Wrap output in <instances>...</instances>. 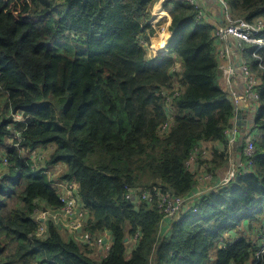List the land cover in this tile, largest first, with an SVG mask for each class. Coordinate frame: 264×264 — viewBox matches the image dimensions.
I'll return each instance as SVG.
<instances>
[{"label": "trees", "instance_id": "1", "mask_svg": "<svg viewBox=\"0 0 264 264\" xmlns=\"http://www.w3.org/2000/svg\"><path fill=\"white\" fill-rule=\"evenodd\" d=\"M13 1L0 0V264H264L254 240L264 221V69L252 46L239 53L261 80L251 165L169 224L157 192L195 188L206 161L194 171L186 162L200 144L222 147L206 172L230 160L235 107L220 87L212 26L189 3L168 2L171 25L150 30L146 52L139 39L157 0ZM226 1L234 19L264 20V0ZM173 29L170 54L148 60L167 53ZM58 164L59 180L78 183L84 229L111 237L100 259L51 222L36 234V213L61 206L45 173Z\"/></svg>", "mask_w": 264, "mask_h": 264}, {"label": "built area", "instance_id": "2", "mask_svg": "<svg viewBox=\"0 0 264 264\" xmlns=\"http://www.w3.org/2000/svg\"><path fill=\"white\" fill-rule=\"evenodd\" d=\"M212 1L216 5L219 12V19L214 22L208 20L207 14L205 13V3L203 0H157L153 6V11L148 20L150 29L146 30L150 31L152 28L156 30L155 26L158 25L160 21H166V23H169L170 17L164 10V6L168 2L189 3L198 10L197 18L212 26V37L215 41L217 40L221 43L217 53L218 57L223 62V83L235 107V112L231 121L232 126L226 130V139L228 142L229 152L230 155H233L234 150L238 147V142L235 139L237 132L235 120L237 112L241 110L240 108H237V105L240 100L249 97H251V100L257 101L259 98V93L256 89V86L260 85L261 83L260 78L250 71L246 60L242 57V55L240 56L239 53L243 54V51L245 50V47L242 45L243 42L250 44L252 46V56L258 58L259 67L264 69V20L262 18H258L254 23H250L244 19H234L226 0ZM157 9H159V11L163 12L165 15H156V13L159 12ZM163 30L161 32H163ZM230 39L233 40L234 43L237 42V48L226 44ZM234 48L238 49L237 58L232 57V54H234ZM226 61L227 64L225 65L224 62ZM249 125L250 123L247 125V127H249ZM167 128L168 126L165 124L162 126L161 131L165 132ZM250 129L251 128H246L245 134L243 136V160L238 156V160L229 164L232 160V158H230L226 167V172L218 182L213 181L215 171L206 172L203 170L196 174L198 183L189 194L176 197L170 196L168 193L161 194L157 192V195H159L158 206L160 208L162 220L169 222L170 224L186 212L197 211L198 204L202 199L201 196L203 194L216 191L218 187L225 186L242 172L248 171L255 152L254 142L258 137L257 132L252 135ZM193 156L194 155H192L190 159H192ZM189 160L186 162L187 166ZM45 173L49 177L52 187L59 193L58 197L61 202V206L53 211L42 209L36 213V221L38 224L36 234L38 236H45L47 233V224L51 222L52 224L56 225L60 231L65 230L70 232V237L74 238L78 243L86 246L87 249L92 250L93 252L96 250L98 255L107 253L111 241L109 234L107 232L103 233L108 235L107 239H105L103 236H101L102 233L96 236H91L90 233L84 229V225L86 223V211L83 210L82 204L80 203V197L78 195V183L76 181L67 182L63 180H53L51 179V174L49 171ZM199 180H202L203 183L206 182L204 186L200 188L198 187ZM131 196L132 191H129L128 197ZM142 197L150 200V192H143ZM262 233L263 234L254 235V240H256L258 247L256 251L257 255H260L264 252V226H262ZM225 245V241H222L220 244L222 247Z\"/></svg>", "mask_w": 264, "mask_h": 264}, {"label": "rangeland", "instance_id": "3", "mask_svg": "<svg viewBox=\"0 0 264 264\" xmlns=\"http://www.w3.org/2000/svg\"><path fill=\"white\" fill-rule=\"evenodd\" d=\"M15 1V0H14ZM13 1V2H14ZM18 1H20V0H18ZM13 2H11V4L13 3ZM59 2H61V0L59 1ZM156 3V2H155ZM154 6V5H153ZM165 10V9H164ZM152 11H153V7H152V9H151V13H152ZM165 12L166 13H168L166 10H165ZM15 15L18 17V14H16L15 13ZM25 14H23V16H24ZM166 25H167V23H166V21H160V23L158 24V25H156L155 26V28H156V30H157V32L158 33H161V31L163 30V29H165L166 28ZM153 30H154V28H152ZM155 31V30H154ZM150 33H151V31H149V30H146V31H144V32H142L141 33V38L139 39V41H140V43H141V45L143 46V48L146 50V48L144 47L145 46V40H146V38H148L149 36H150ZM71 36V35H70ZM218 47H217V51H218ZM146 52H147V50H146ZM246 53V52H245ZM150 54V55H149ZM149 54L148 53H146V57H147V59H149V60H152L153 58H152V55H151V53L149 52ZM245 56H246V54H245ZM243 57H244V55H243ZM217 58H219L218 57V53H217ZM220 59V58H219ZM244 59H245V57H244ZM246 60V59H245ZM221 62H222V60H221ZM218 67H219V69H220V74H219V77H220V80H219V83H220V87L222 88V90H224L227 94H228V92L225 90V85H224V83H223V76H222V73H223V71H222V66L220 67V64H218ZM230 97V96H229ZM230 101H231V99H230ZM237 108H240L241 110L240 111H248V115H247V120H249L250 121V125H249V127H247L246 126V128L248 129V128H251L250 129V132H251V134L252 135H254L255 133H256V131L252 128V122L254 121V119H255V117H256V115H257V112H258V110H259V108H260V104H259V101L257 100V101H253V100H251V97H249V98H245V99H243V100H240V102L238 103V105H237ZM19 118H20V116H19ZM248 121V122H249ZM18 134V133H17ZM261 136V135H260ZM260 136H258L257 138H256V140H259L260 139ZM239 143H241V141H238ZM242 143L244 144V141H242ZM39 150H42V148H40V147H38V148H36L35 150H32V151H27V152H25V155L27 156H31V158H33L32 156H35V154H36V152L38 153V151ZM240 157V156H239ZM238 156H237V158H235V155H232V160H231V162L229 163V164H231V163H234L233 161H236V160H238V158H239ZM41 157H39V159H40ZM197 158V153H195L194 154V156H193V158L192 159H190L189 160V162H188V169L189 170H192V171H194V161H195V159ZM210 158V157H209ZM208 158V159H209ZM241 158V157H240ZM34 159V158H33ZM44 155H42V162L44 161ZM207 159V158H206ZM42 162H40V164L44 167L45 166V163H42ZM54 168V171L51 169V170H49V173L51 174V179H53V180H59L58 179V173L64 168V165H62V164H58L57 166H54L53 167ZM1 174V173H0ZM200 179H201V177H200ZM206 182H202V180H199V185H198V187L200 188V187H202V186H204V184H205ZM180 218V217H179ZM178 218V219H179ZM40 219V218H39ZM177 220V219H176ZM245 223V222H244ZM263 226H264V223H263ZM243 227V226H242ZM257 230H262V224H260V225H258V227L256 228ZM245 229H242V231H244ZM62 234H63V236H64V238H67V237H70V232H68V231H65V230H63V231H60ZM264 238V237H263ZM262 238V239H263ZM261 239V240H262ZM96 253H98L96 250H94V254H96Z\"/></svg>", "mask_w": 264, "mask_h": 264}, {"label": "crops", "instance_id": "4", "mask_svg": "<svg viewBox=\"0 0 264 264\" xmlns=\"http://www.w3.org/2000/svg\"><path fill=\"white\" fill-rule=\"evenodd\" d=\"M203 2L205 3V13L207 14V18L208 20H211V21H216L217 19H219V12L217 10V7L216 5L214 4V2L212 0H203ZM227 45H230L232 47H236L237 48V42L234 43L233 40H229L227 43ZM219 46H221V43L219 41H215V47L217 49V47L219 48ZM238 49H235L234 48V51L232 54V57L233 58H237L238 56ZM150 52V51H149ZM148 52V54H149ZM150 55V54H149ZM218 60V64H220V67L222 66V63L221 62V59L217 58ZM224 64L226 65L227 64V61L224 62ZM226 90V89H225ZM240 112V116L239 117H236V120H235V126L237 128V132H236V135H235V139L238 141H243V136L245 134V130H246V126L250 123L249 120H247V115H248V112L246 111H239ZM249 121V122H248ZM247 124V125H246ZM240 143L238 142V145ZM237 145V146H238ZM236 146V147H237ZM221 145L217 142H202L198 148V154H197V158H201V160H205L206 162H204V164L202 165H198L199 166V169L198 171L201 172L204 170V166L207 165V161L209 160L208 158L212 156V150L213 149H217L218 151L221 149ZM236 150V149H235ZM197 151V149H196ZM235 155V158H237L238 155L236 154H233ZM207 158V159H206ZM230 158H232V155H230ZM196 162L194 161V167H196ZM195 170V168H193ZM216 169V168H215ZM226 172V168L225 166L221 169H216L215 170V173H216V180L219 181V179H221L223 177V175L225 174ZM213 181H215L214 177H213ZM216 182V181H215ZM264 222V221H263ZM101 236H103L105 239H107L108 235L106 234H101ZM110 236V235H109ZM110 240H111V237H110ZM106 253H104L103 255L101 254H94L93 251H91V257L93 259H100L102 258L103 256H105Z\"/></svg>", "mask_w": 264, "mask_h": 264}, {"label": "clouds", "instance_id": "5", "mask_svg": "<svg viewBox=\"0 0 264 264\" xmlns=\"http://www.w3.org/2000/svg\"><path fill=\"white\" fill-rule=\"evenodd\" d=\"M167 15L170 17V15H169L168 13H167ZM168 24L171 25V18H170V21H169ZM173 33H174V29L172 30V32H171V34H170V36H169V38H168V40H167V43H166V45H167V49H168L167 53H166L165 55H163V56H155V57H152L153 59L150 60V61H155V60H157L158 58L166 57V56H168V55L170 54V46H169V43H170V41H171V38H172ZM148 60H149V59H148ZM16 119H20V118H19V115L16 116ZM252 124H253V122H252ZM253 129H254V128H253ZM255 131H256V130H255ZM256 132H257L258 136H260L259 131H256ZM184 214H185V213H184ZM263 223H264V222H263ZM233 235L236 236V233L234 232Z\"/></svg>", "mask_w": 264, "mask_h": 264}, {"label": "water", "instance_id": "6", "mask_svg": "<svg viewBox=\"0 0 264 264\" xmlns=\"http://www.w3.org/2000/svg\"><path fill=\"white\" fill-rule=\"evenodd\" d=\"M239 116H240V112H237L236 117H239ZM242 148H243V143L241 142V143L238 145V147H237V151H238V152H241V151H242ZM125 240H127V239H125Z\"/></svg>", "mask_w": 264, "mask_h": 264}]
</instances>
